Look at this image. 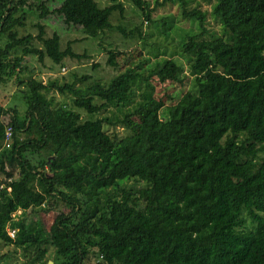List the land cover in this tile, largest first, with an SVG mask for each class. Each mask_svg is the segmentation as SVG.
<instances>
[{
    "label": "trees",
    "instance_id": "16d2710c",
    "mask_svg": "<svg viewBox=\"0 0 264 264\" xmlns=\"http://www.w3.org/2000/svg\"><path fill=\"white\" fill-rule=\"evenodd\" d=\"M105 2L0 0V241L28 264H264V0H215L221 34L189 0ZM53 15L114 73L73 69L92 54Z\"/></svg>",
    "mask_w": 264,
    "mask_h": 264
},
{
    "label": "rangeland",
    "instance_id": "374dc122",
    "mask_svg": "<svg viewBox=\"0 0 264 264\" xmlns=\"http://www.w3.org/2000/svg\"><path fill=\"white\" fill-rule=\"evenodd\" d=\"M105 1L106 0H98V2L101 4L106 3ZM214 1L215 0H189V6L199 5L202 8H206L207 9V19L205 23L206 28L213 33L221 34L223 32L221 23L217 19H215L211 14H209V11L211 10V5ZM126 6H127L126 7L127 17H131L135 21L141 19V14H140L141 12L139 9L132 7L131 3L130 4L126 3ZM167 11L172 12V11H175V9L173 7H163V8L160 7L159 9L157 8L155 11H153V16L156 18L160 17L159 16L160 14H165ZM111 17L112 15L110 16V20H111ZM42 22L45 24V34L46 35H51V33L54 30H56L59 33L60 43L62 47L65 45L67 40L71 39L73 40L72 45H73L74 50H76L77 52H82V50L84 49L83 47L86 46L88 48L87 52L92 54L90 55V58H87V57H82V59L74 58L73 59L74 62L72 63L73 69H76L77 71H79V73H82V72L90 73L91 72L93 77H97V76L109 77L114 73L115 69L107 66L104 62L105 57H106V51L97 48L96 43L90 45L89 44L90 38L89 37L85 38L81 30L74 28L75 26L74 27L65 26L63 22L60 19H57L56 17H54V15L51 18H48L45 20L42 19ZM186 25L187 26L190 25L189 20L186 21L185 26ZM186 27L180 26L179 31L183 32V30ZM143 29L146 35L145 39L150 43L155 42L156 44H158V48H161V45H162L161 40L165 37L159 32V30L153 28V24H149V23H146V25L143 26ZM32 31L36 33V28H32ZM111 35L113 38L111 40L110 45L117 46L120 49L128 48L130 45H139V47L143 49V52L145 54H148L147 50L148 48H151V46H149L148 43L143 42L141 39H138L137 37L129 38L128 40L124 41L119 35L117 36L116 32H111ZM164 41L166 42L165 45L167 48L173 47V45H175L176 43L175 39H169L168 37ZM92 62H100V65L96 68H92L91 67ZM48 73H50L51 75L56 74L55 72H52V71H46L45 74L43 75L44 79L46 78V75ZM175 88L185 90V89L190 88V83L187 82L183 87L176 84ZM159 90L160 89L158 88V90L156 91L158 92ZM168 102L169 101L166 100V103ZM17 103L19 105L18 106L19 108L22 109L25 107V103L21 98H18ZM85 116H86V113H83V117ZM7 251H9V256L7 255L0 259V262H2L3 264H28L27 262H24L25 256L23 255V252H21L20 249H14L11 244H6L0 241V253L7 252Z\"/></svg>",
    "mask_w": 264,
    "mask_h": 264
},
{
    "label": "built area",
    "instance_id": "2783aa9c",
    "mask_svg": "<svg viewBox=\"0 0 264 264\" xmlns=\"http://www.w3.org/2000/svg\"><path fill=\"white\" fill-rule=\"evenodd\" d=\"M7 137H8V135H7ZM6 144H7V142H6ZM12 214L14 215V212ZM9 229H11V230H9ZM7 232L9 233V235L14 236L16 231L14 230V228L7 227Z\"/></svg>",
    "mask_w": 264,
    "mask_h": 264
},
{
    "label": "water",
    "instance_id": "95a60500",
    "mask_svg": "<svg viewBox=\"0 0 264 264\" xmlns=\"http://www.w3.org/2000/svg\"><path fill=\"white\" fill-rule=\"evenodd\" d=\"M48 264H52V260L51 259L48 260Z\"/></svg>",
    "mask_w": 264,
    "mask_h": 264
}]
</instances>
